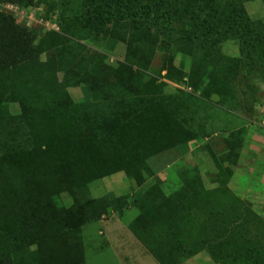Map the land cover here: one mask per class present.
Segmentation results:
<instances>
[{"label": "trees", "instance_id": "trees-1", "mask_svg": "<svg viewBox=\"0 0 264 264\" xmlns=\"http://www.w3.org/2000/svg\"><path fill=\"white\" fill-rule=\"evenodd\" d=\"M7 2L43 3L91 35L130 22L127 37L111 36L127 43L126 61L116 67L107 55L88 54L76 40L82 31L24 26L0 10V257L85 264L84 227L110 210L122 215L129 200L85 199L78 190L119 171L141 186L153 175L151 158L201 135L180 100L166 96V83L149 75L156 54L168 79L230 106L233 79L264 71V21L252 20L246 0H0ZM228 40L241 57L223 55ZM178 54L191 58L188 73L174 66ZM79 86L88 100L71 97L67 88ZM245 132L223 139L221 155L210 152L216 188L205 187L197 167H182L175 192L166 194L157 178L134 193L139 213L130 229L160 264H183L204 250L217 264H264V220L228 186ZM63 193L72 197L68 206L56 199Z\"/></svg>", "mask_w": 264, "mask_h": 264}, {"label": "rangeland", "instance_id": "rangeland-1", "mask_svg": "<svg viewBox=\"0 0 264 264\" xmlns=\"http://www.w3.org/2000/svg\"><path fill=\"white\" fill-rule=\"evenodd\" d=\"M21 7L22 14L14 16L21 25L43 28L45 31L55 29L66 34L82 31L78 33L76 40L85 44L88 54L93 58L107 55L108 62L116 67L126 61V41H115L111 36L120 33L127 37L130 33L129 21L115 23L100 35H91L81 29L76 21L65 24L57 11L48 12L43 3ZM246 7L254 22L264 21L262 0H246ZM222 53L229 58H239L241 57L240 45L228 40L222 45ZM163 64V55L158 52L152 61L149 75L155 76L159 82L166 83L164 88L166 96L180 100L190 125L201 132L200 137L187 146H178L151 158L148 162L153 169V175L141 186H137L129 179L124 171H119L90 183L86 192L78 190V195L85 199L100 198L108 194L115 195L117 198H127L129 205L123 210L122 215L112 210L108 214H111L109 218L115 215L116 218L121 219L120 224L125 226L127 231L139 213V210L131 203L134 193L145 191L157 182V178L162 179L161 187L164 192L171 194L182 186L177 170L182 167H197L207 189L219 186L218 168L210 152L216 151L218 155H221L224 152L223 139L229 137L233 131L245 128L243 148L228 186L241 199L251 204L253 210L264 220V71L260 72L256 69L245 77L241 75L233 79L232 84L237 96L230 106H224L218 103L216 97L211 100L200 98L201 88L194 89L187 83L168 79L167 71H162ZM191 64V58L183 57L182 54H178L174 60V66L177 68L183 66L186 73L190 71ZM190 87L191 91H189ZM67 89L75 102H83L90 98L87 89L83 86ZM235 106L238 108L235 109ZM10 108L13 114L21 113V106L18 103H12ZM56 199L66 206L72 203V197L68 193L59 194ZM99 226V223L93 222L84 227V246L86 258H89L88 261L86 259L85 264H99L92 258L96 256L100 245L107 244L106 236L103 237L99 233ZM103 259L100 264H117L118 262L115 254L111 252L105 254ZM0 264L15 263L12 255H5L0 257ZM183 264L217 263L213 261L210 253L204 250Z\"/></svg>", "mask_w": 264, "mask_h": 264}, {"label": "crops", "instance_id": "crops-1", "mask_svg": "<svg viewBox=\"0 0 264 264\" xmlns=\"http://www.w3.org/2000/svg\"><path fill=\"white\" fill-rule=\"evenodd\" d=\"M110 215L97 221L101 226H99V233L103 237L106 236L107 244L98 247L97 254L92 260L100 264L104 260L105 254L111 252L115 254L118 260L117 264H160L153 254L134 236L131 229L125 230L126 227L120 224L121 219L116 218L115 215L109 218ZM86 259L89 260V258Z\"/></svg>", "mask_w": 264, "mask_h": 264}, {"label": "built area", "instance_id": "built-area-1", "mask_svg": "<svg viewBox=\"0 0 264 264\" xmlns=\"http://www.w3.org/2000/svg\"><path fill=\"white\" fill-rule=\"evenodd\" d=\"M22 7L14 2H7V3H0V10L6 13L13 14L14 16H19L17 14H22L21 11ZM191 87L189 88V91H191Z\"/></svg>", "mask_w": 264, "mask_h": 264}]
</instances>
